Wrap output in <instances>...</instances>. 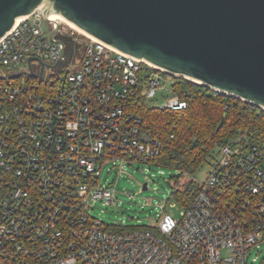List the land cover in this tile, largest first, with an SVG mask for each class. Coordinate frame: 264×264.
Returning <instances> with one entry per match:
<instances>
[{
    "label": "built area",
    "instance_id": "1",
    "mask_svg": "<svg viewBox=\"0 0 264 264\" xmlns=\"http://www.w3.org/2000/svg\"><path fill=\"white\" fill-rule=\"evenodd\" d=\"M60 23L36 9L0 38V264H246L264 244V134L221 144L179 218L106 224L90 213L116 203L103 166L157 165L161 149L135 101L186 100L179 76Z\"/></svg>",
    "mask_w": 264,
    "mask_h": 264
},
{
    "label": "water",
    "instance_id": "2",
    "mask_svg": "<svg viewBox=\"0 0 264 264\" xmlns=\"http://www.w3.org/2000/svg\"><path fill=\"white\" fill-rule=\"evenodd\" d=\"M36 9L264 110V0H0V38Z\"/></svg>",
    "mask_w": 264,
    "mask_h": 264
},
{
    "label": "trees",
    "instance_id": "3",
    "mask_svg": "<svg viewBox=\"0 0 264 264\" xmlns=\"http://www.w3.org/2000/svg\"><path fill=\"white\" fill-rule=\"evenodd\" d=\"M172 87L174 94L186 100L185 109L160 110L143 98L137 99L133 107L146 129L161 143L158 166L192 174L215 158L219 146L228 140L244 132L249 140L264 134V110L259 107L253 109L239 98L182 77H175ZM198 189L199 184L190 181L182 189H172L171 196L186 208Z\"/></svg>",
    "mask_w": 264,
    "mask_h": 264
},
{
    "label": "rangeland",
    "instance_id": "4",
    "mask_svg": "<svg viewBox=\"0 0 264 264\" xmlns=\"http://www.w3.org/2000/svg\"><path fill=\"white\" fill-rule=\"evenodd\" d=\"M44 28L48 30L46 24ZM60 28L67 32L73 31L65 23H60ZM168 76L165 75L164 79L167 85ZM165 95L167 91L158 92L154 99L148 100V104L163 105ZM210 161L204 162L192 174L141 162L125 163L120 171L118 161L117 166H112L111 163L104 165L100 183L107 184L108 181H112L116 203L106 205L102 201H96L92 203L90 213L109 225L152 226L158 222L159 216L164 214L177 219L183 206L171 196L172 189H182L190 181L197 183L203 181L210 170ZM108 168L111 169L109 172L106 171ZM172 182H176L174 187L171 185ZM144 183L146 189L143 190ZM221 252L222 256L229 254L228 249H222ZM246 262V264H264V244L251 251Z\"/></svg>",
    "mask_w": 264,
    "mask_h": 264
},
{
    "label": "bare ground",
    "instance_id": "5",
    "mask_svg": "<svg viewBox=\"0 0 264 264\" xmlns=\"http://www.w3.org/2000/svg\"><path fill=\"white\" fill-rule=\"evenodd\" d=\"M50 19L55 20L57 22H61V23H65L68 26H70L71 28L75 29L76 31H78L79 33H83L85 34L82 30H80L79 28H77L73 23H71L70 21L66 20L64 17H62L59 13H54V12H50L49 14ZM21 18V17H20ZM18 18V19H20ZM17 19V20H18ZM190 81H194V80H190ZM195 82V81H194Z\"/></svg>",
    "mask_w": 264,
    "mask_h": 264
}]
</instances>
